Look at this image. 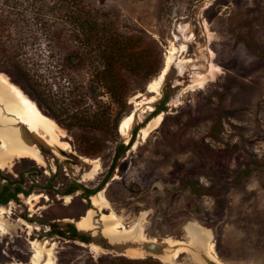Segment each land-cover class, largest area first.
<instances>
[{"label":"rangeland","instance_id":"rangeland-1","mask_svg":"<svg viewBox=\"0 0 264 264\" xmlns=\"http://www.w3.org/2000/svg\"><path fill=\"white\" fill-rule=\"evenodd\" d=\"M84 7L124 36L155 40L162 51V68L167 59L170 63L165 82L159 95L147 87L162 68L147 80L129 75L134 87L119 122L133 113L134 101L153 97V102L150 109L138 107V120L125 133L119 130L120 123L113 131L67 130L54 122L65 132L60 140L70 146L64 154L29 137L45 165L17 158L0 169V186L11 189L17 184L28 195L0 206V264H29L34 249L39 264L48 257L54 264H126L125 260L147 258L159 264H200L188 252L185 227L191 224L210 233L213 250L223 263L264 264V0H84ZM49 20L58 33L54 18ZM34 35L24 36L32 44L23 51L45 59L47 87L60 95L59 83L67 82L56 79L57 68L50 59L55 55L52 36ZM158 60L151 55L136 69L148 70ZM0 75L52 119L12 67L0 64ZM135 96L139 98L133 101ZM100 100L110 103L105 90ZM158 107L163 110L151 116ZM116 110L111 105L112 114ZM117 152L124 154L97 192L104 203L93 204L92 196L87 198L76 187L61 199L72 179L81 180L89 190L99 186ZM83 158L97 160L98 169ZM91 172L90 179L82 178ZM38 194L43 198L33 204L30 196ZM25 214L32 215L29 222ZM111 214L122 218L110 229L117 234L140 221L143 228L136 244L130 239L109 242L104 223ZM84 215L90 216L91 230L77 228ZM165 239L184 247L167 263L147 254L134 258L121 252Z\"/></svg>","mask_w":264,"mask_h":264},{"label":"trees","instance_id":"trees-1","mask_svg":"<svg viewBox=\"0 0 264 264\" xmlns=\"http://www.w3.org/2000/svg\"><path fill=\"white\" fill-rule=\"evenodd\" d=\"M49 18H54L53 25L60 27L58 33L50 26ZM34 33L52 36L55 55L50 59L57 68L56 79L65 78L67 82V86L59 83L60 95L47 87L45 59L23 51L32 44L24 36H35ZM137 48L140 50L136 51ZM62 50V56H56ZM151 55L159 58L158 63H152L154 67L136 69ZM0 64L9 65L21 76L37 103L46 108L58 125L67 130L116 131L134 87L129 75L150 79L160 72L163 58L155 40L148 36H124L112 30L85 10L84 0H0ZM87 64L90 68L84 70ZM102 90L110 103L100 100ZM89 100L93 101L92 106L87 104ZM111 105L118 108L114 114ZM160 110L163 109L158 107L151 116ZM70 228L75 234V228ZM125 263L159 264L150 258Z\"/></svg>","mask_w":264,"mask_h":264},{"label":"bare ground","instance_id":"bare-ground-1","mask_svg":"<svg viewBox=\"0 0 264 264\" xmlns=\"http://www.w3.org/2000/svg\"><path fill=\"white\" fill-rule=\"evenodd\" d=\"M169 65H170L169 59H167L164 67L161 70L160 75L155 80L151 81L148 84L147 91L149 93L159 94L165 82L164 75L165 73H167L169 69ZM138 98L139 96H135L133 98V101ZM152 100H153V97L149 99L142 98V100L138 102L134 101L136 105L135 110H133V113L125 116L122 119L119 130L122 133H125V130L127 128H130L131 126H133L138 120L137 112H139V109H140L138 107L140 105L141 106L144 105L146 109L147 108L150 109L151 108L150 104L153 102ZM0 103H2V105L0 106V140L2 141V148H0V169L7 168L13 156H18L21 158H28V159L34 160L40 166L45 165V161L43 159L42 154L39 152V149L35 145H32L29 142L25 131L21 127H15V125L13 124L19 120H21L22 124L25 127H27L29 130H31L35 135L36 133H38L40 136V142L46 148L53 150L54 153L61 152L64 154L65 151H68L70 149V146L67 142L60 140V138L64 136L63 133L65 132H62L57 127V125L54 123L52 119L48 118V116H44L34 105L35 103H32L31 101L26 99L19 92V90L15 88L12 84H10V82H8L2 75H0ZM11 115H13V117H11ZM83 161L96 164L95 170L98 169L99 164L97 160L90 161L86 158H83ZM93 173L91 172V173L83 174L82 178L90 179ZM30 197L32 198L33 204H35L39 202L41 198H43V195L41 194L31 195ZM91 200L93 204H96V205L104 203V198L101 193L92 195ZM69 202L70 201L67 199L66 203H69ZM121 222H122V218L120 216L111 214V219L104 223L105 237L109 239V242H112L114 244H121L124 242V240H129V239L135 243L136 239H138V237L140 236V232L143 228L141 227L140 221L135 223L129 229H126L127 227L125 226V229L120 234H117L114 231H112ZM76 225L80 231H88L93 228V223L90 222L89 215L87 216L84 215L83 217H81L76 222ZM27 226L29 227V225ZM111 228L113 229L110 230ZM185 232L189 240L188 243L190 246H191L190 241H193L197 244H200L199 246L200 248H203V245H204L203 242L206 241L205 252L206 251L208 252L209 254L207 255L208 258H210L216 264H225L222 261H220L218 257L216 256L213 250L214 248L213 244L210 241V233L207 230L195 224H191L185 227ZM34 243L35 241H31V244H34ZM151 243H154V241H152ZM190 246L188 247V252L190 256L192 257V259L195 260L196 262L197 261L200 262V264H205L204 261L200 257L198 249L197 250L194 249V251H190L189 249ZM182 251L184 252L183 245L180 242L173 241L171 239H165L164 241L158 243V247L155 250H148L145 247H140L138 249L134 248L132 250H128V249L121 250L123 254L134 257V258L142 256L143 254L145 255L147 254L150 256H154L155 258L159 259L161 262H166V263L174 260L177 257V255ZM39 261H40L39 252L38 250L34 249V252H33V255L31 257V261L29 264H39ZM10 264H18V263H10ZM42 264H54V259L51 257H48V259H46Z\"/></svg>","mask_w":264,"mask_h":264},{"label":"flooded vegetation","instance_id":"flooded-vegetation-1","mask_svg":"<svg viewBox=\"0 0 264 264\" xmlns=\"http://www.w3.org/2000/svg\"><path fill=\"white\" fill-rule=\"evenodd\" d=\"M1 181L3 183H6L5 179H1ZM79 181L81 182V180H79ZM83 186H79V185H76V184L69 182V184L67 185L65 190L62 192L63 196L61 197V199H64L66 196H68V194H71L73 187L79 188V190H81V193L84 196H86L87 198L89 197V194L91 192H93L96 189V187H98V186H96V187L92 188L91 190H89V188L86 185H83ZM21 189L22 188L17 184H13V188H11V189H9V186L7 184L6 185L2 184L0 186V206H7L9 204L10 200L19 201V198H21V196H22V198H25V196H28L25 192H21ZM6 199H8V202L6 204H3V202ZM84 202L86 203V207H87L88 202L86 200H84ZM22 203H25V201H23ZM28 211H30V208H28ZM25 217H26L25 220L29 222L32 215L31 214H25ZM45 233H47L46 230H45ZM47 235H49V234H47ZM79 239H83V238L80 237Z\"/></svg>","mask_w":264,"mask_h":264},{"label":"water","instance_id":"water-1","mask_svg":"<svg viewBox=\"0 0 264 264\" xmlns=\"http://www.w3.org/2000/svg\"><path fill=\"white\" fill-rule=\"evenodd\" d=\"M32 102H34V101H32ZM36 105V104H35ZM37 108H38V106H36ZM39 109V108H38ZM151 111H153V110H151ZM53 120V119H52ZM54 121V120H53ZM55 122V121H54ZM120 154H124V152H122V153H119V152H117L116 154H115V156H114V158H113V160H112V162H111V164H110V166H109V169H108V173H107V176H106V178L104 179V181L93 191V192H91L90 194H89V197L90 196H92V195H94V194H96L97 192H100L102 189H104V186H105V184L107 183V181H108V179L110 178V175H111V173H112V171L114 170V166H115V163H116V161L118 160V158H119V156H120ZM73 157H75V158H78V156L76 155V154H71ZM78 159H80V158H78ZM71 183H73V184H76V185H79V186H83L82 185V183L79 181V180H75V179H72L71 180ZM84 187V186H83ZM8 202V199H6L4 202H3V204H6ZM204 243V245H203V248H200L199 246H200V244H197V243H195V242H193V241H190V244H191V246H190V251H194V249H198V251H199V254H200V257H201V259L204 261V263L205 264H216L214 261H212L210 258H208V256H207V254H206V252H205V245H206V241H204L203 242ZM158 247V245H155V244H153V243H150V244H147L146 245V248H148L149 250H155L156 248ZM192 247V248H191Z\"/></svg>","mask_w":264,"mask_h":264},{"label":"crops","instance_id":"crops-1","mask_svg":"<svg viewBox=\"0 0 264 264\" xmlns=\"http://www.w3.org/2000/svg\"><path fill=\"white\" fill-rule=\"evenodd\" d=\"M0 105H2V103H0ZM17 122H19V123H21L22 124V121L21 120H19V121H17ZM14 124V123H13ZM15 127H21L24 131H25V133H26V136H27V138H28V140H29V137H32V138H35L38 142H40V136H39V134L38 133H36V135L31 131V130H29L27 127H25L23 124L21 125V126H15ZM29 142H30V140H29ZM31 143V142H30ZM32 144V143H31ZM33 145V144H32ZM0 148H2V141L0 140ZM17 158H21V157H18V156H13V158H12V160L10 161V164L13 162V160H15V159H17ZM9 164V165H10Z\"/></svg>","mask_w":264,"mask_h":264}]
</instances>
